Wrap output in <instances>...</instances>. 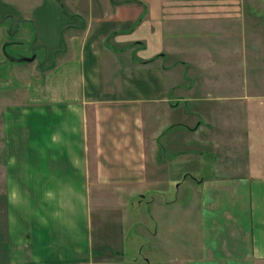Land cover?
<instances>
[{
  "label": "crops",
  "instance_id": "obj_1",
  "mask_svg": "<svg viewBox=\"0 0 264 264\" xmlns=\"http://www.w3.org/2000/svg\"><path fill=\"white\" fill-rule=\"evenodd\" d=\"M239 9L238 0H0V264H109L101 248L131 219L145 234L150 217L170 245L179 222L190 227L198 209L139 189L154 168L174 175L180 150L168 146L176 151L177 133L197 132L205 117L193 78L182 83L169 58L201 38L195 23L217 14L230 25ZM156 144L164 157L154 165ZM262 190L264 174L238 191L251 217L244 264H264Z\"/></svg>",
  "mask_w": 264,
  "mask_h": 264
},
{
  "label": "rangeland",
  "instance_id": "obj_2",
  "mask_svg": "<svg viewBox=\"0 0 264 264\" xmlns=\"http://www.w3.org/2000/svg\"><path fill=\"white\" fill-rule=\"evenodd\" d=\"M175 1H197L202 5L216 0ZM230 1L233 5L237 2ZM238 1L239 12H229L234 22L225 25L213 14L214 18L206 23L208 26L201 21L195 23L196 34L201 38L193 39L190 47L181 43L184 49L169 58L182 64L175 73L181 75L182 83L193 78L200 98L196 109L205 117L197 132L177 133L176 151L174 142L168 146L169 155L181 152L173 159L174 175L172 171L171 178L163 180L158 177V168H154L150 185L139 189H148L156 202L162 194L169 203H176L183 210L196 208L198 213L192 212L188 229L178 223L173 230L172 245L168 244L167 230L159 238L153 235L156 222L150 217L149 231L145 234L137 228L139 221L131 219L132 227H127L124 238L121 233H109L114 243L101 248L108 253L109 264H171L164 246L174 256H183L178 258V264H244L247 260L244 253L249 246V234L243 228L250 226L251 217L248 206L238 207L237 196L238 191L248 193L253 176L264 174V0ZM188 26L195 27L191 23ZM236 27L243 28V40L242 32L237 33ZM222 95L224 103L218 100ZM203 97L209 100L205 102ZM175 113L185 115L179 110ZM151 154L154 165L156 161L162 162L164 154L157 150V144ZM242 178L246 184L240 186ZM176 183H179L177 189ZM251 190L257 195L261 191L259 183H252ZM152 210L159 212L155 207ZM177 216L179 220L181 215ZM159 218L169 219L163 215ZM94 247L98 251L95 243Z\"/></svg>",
  "mask_w": 264,
  "mask_h": 264
}]
</instances>
